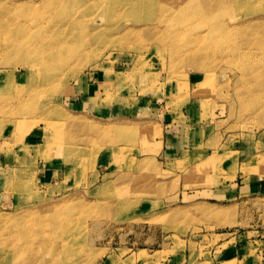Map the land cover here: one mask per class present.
Returning <instances> with one entry per match:
<instances>
[{
	"label": "rangeland",
	"instance_id": "rangeland-1",
	"mask_svg": "<svg viewBox=\"0 0 264 264\" xmlns=\"http://www.w3.org/2000/svg\"><path fill=\"white\" fill-rule=\"evenodd\" d=\"M128 1L0 0V264H264V0Z\"/></svg>",
	"mask_w": 264,
	"mask_h": 264
},
{
	"label": "crops",
	"instance_id": "crops-1",
	"mask_svg": "<svg viewBox=\"0 0 264 264\" xmlns=\"http://www.w3.org/2000/svg\"><path fill=\"white\" fill-rule=\"evenodd\" d=\"M95 76H97V75H95L94 73H92L91 75H90V81H88V82H86V80H85V84H84V86L87 84V86L86 87H88L86 90H91L95 85H96V82H97V79H96V77ZM171 115V114H170ZM166 115V119L168 118V119H170L169 121L171 122H173L174 121V117H173V115ZM177 123V122H176ZM176 129L177 128H175L174 126L172 127V128H170V126H168L167 128H166V133H165V139H170V143L169 144H171V143H173V142H177V140H175V137H176V134L175 135H173L174 133H176L175 131H176ZM36 132H39V131H36ZM40 136H41V134H39V133H36V136L34 137L36 140H34V141H40L41 140V138H40ZM32 136L31 135H29V137L27 138V141H26V143L24 144V146H26V147H28V146H30L31 145V143H28V141H32ZM26 138H24V140H25ZM27 144V145H26ZM229 182H231L230 180H228V179H226V183H229ZM230 184V183H229ZM262 186V183L261 182H259V183H256V182H252V183H249V184H247V185H243V187H246V189L248 190V191H251V193H253L254 191L256 192L257 190H258V188L259 187H261ZM239 192V193H238ZM232 193H230V195H231ZM239 194H240V191H238V190H236L235 192H234V197H237V196H239ZM226 251H223L222 252V254H221V258H219V260L217 259V260H215V263L216 264H220V263H222V261H225V260H233V259H236L237 261L239 260V258H243L244 257V249H243V247L242 246H240V245H233L232 247H230V249H228V252L229 253H226V254H224ZM224 255V256H223ZM228 257V259H226ZM244 259V258H243Z\"/></svg>",
	"mask_w": 264,
	"mask_h": 264
},
{
	"label": "bare ground",
	"instance_id": "bare-ground-1",
	"mask_svg": "<svg viewBox=\"0 0 264 264\" xmlns=\"http://www.w3.org/2000/svg\"><path fill=\"white\" fill-rule=\"evenodd\" d=\"M60 2H62L63 0H59ZM150 1H153V0H129L128 2H127V4H128V6L126 7V9H128L129 8V12H134L135 11V9H136V7L138 6V5H140V4H144V5H146V6H148L149 5V2ZM104 4H107V3H104ZM106 8L104 7V6H102L98 1H95L94 3H91V4H89L88 6H87V9H86V11H87V13H88V15H90L91 14V12H93V11H96V12H98V14H100V15H102V16H104L105 18H108V17H110L111 16V13H109V14H107V15H104V10H105ZM123 14H126V12L125 11H122V12H120V11H112V15L114 16V17H118V16H120V15H123ZM99 32V31H98ZM103 32V31H102ZM101 34V33H100ZM99 33H93V34H91L92 35V37H94V38H97L98 37V35H100ZM47 50L49 51V52H53L54 50H55V48L53 47V46H48L47 47ZM48 59V56L46 57V59L45 60H47Z\"/></svg>",
	"mask_w": 264,
	"mask_h": 264
}]
</instances>
